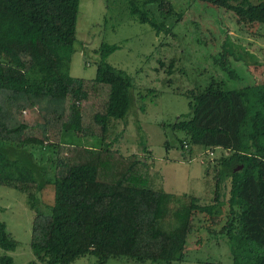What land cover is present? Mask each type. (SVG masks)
<instances>
[{
    "label": "trees",
    "instance_id": "16d2710c",
    "mask_svg": "<svg viewBox=\"0 0 264 264\" xmlns=\"http://www.w3.org/2000/svg\"><path fill=\"white\" fill-rule=\"evenodd\" d=\"M191 1L231 13L243 29L264 25L263 0ZM125 2L157 36L184 14L169 0ZM78 8L79 0H0V186L23 193L34 212L32 251L45 264L88 255L97 264H179L198 214L226 239L227 264H264V78L238 89L210 85L172 125L184 158L194 148L223 154L206 162L211 202L148 188L151 162L113 150L119 136L107 141L113 121L126 127L137 97L132 77L106 62L119 46L100 44L93 78L69 74ZM88 139L93 145L82 144ZM43 146L54 152L46 164L32 153ZM17 245L0 221V264H13L6 253Z\"/></svg>",
    "mask_w": 264,
    "mask_h": 264
},
{
    "label": "rangeland",
    "instance_id": "374dc122",
    "mask_svg": "<svg viewBox=\"0 0 264 264\" xmlns=\"http://www.w3.org/2000/svg\"><path fill=\"white\" fill-rule=\"evenodd\" d=\"M169 1L184 14L172 24L169 35L157 36L148 25L129 15L125 0H79L76 51L69 74L74 78H93L100 60L96 53L100 44L119 46L106 62L132 77L136 113L128 116L126 127L121 121H113L107 141L119 136L113 150L151 162L148 188L195 195L204 204L212 198L205 192L206 162L223 154L218 149L211 156L204 148H194L184 158L178 141L182 134L174 131L172 125L188 112L189 98L203 93L210 85L238 89L264 78V25L243 29L223 9L191 0ZM140 105H145L144 112L138 110ZM82 144L91 146L93 141L88 139ZM145 148L149 151L144 152ZM32 153L40 164H46L54 155L48 146L35 147ZM33 218L34 212L23 193L0 186V221L18 243L14 252L6 253L13 264H45L42 255L30 247ZM193 222L196 230L179 264L230 263L224 236L214 233L215 228L209 233L211 226L203 215L197 214ZM73 264L97 262L88 255ZM105 264L137 263L123 257L110 258Z\"/></svg>",
    "mask_w": 264,
    "mask_h": 264
},
{
    "label": "crops",
    "instance_id": "0c3cea01",
    "mask_svg": "<svg viewBox=\"0 0 264 264\" xmlns=\"http://www.w3.org/2000/svg\"><path fill=\"white\" fill-rule=\"evenodd\" d=\"M149 151V150H148ZM184 157V156H183Z\"/></svg>",
    "mask_w": 264,
    "mask_h": 264
}]
</instances>
